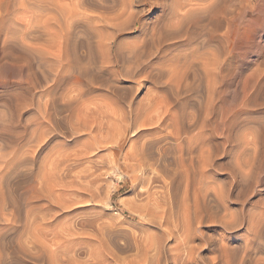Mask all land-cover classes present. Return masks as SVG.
<instances>
[{
	"label": "rangeland",
	"instance_id": "374dc122",
	"mask_svg": "<svg viewBox=\"0 0 264 264\" xmlns=\"http://www.w3.org/2000/svg\"><path fill=\"white\" fill-rule=\"evenodd\" d=\"M123 1L128 0H0V264H37V258L26 252L28 248L34 251L33 244L41 240L53 248L52 260L46 253L43 257L54 264H68L69 261V264H114L123 261L119 258L131 259L136 245H142L155 234V237L159 234L157 239L164 242V247L178 245L183 248L179 251L180 263L186 264L189 254L184 250L188 243L179 241L181 230L170 240L166 229L163 232L162 227L149 220L152 210L147 204V187L156 192L154 196L160 203L165 202V208L172 210V224L178 229L182 227L180 214H184L186 206L192 205L195 196L198 198L200 219L193 236V245L198 249L190 256L196 260H190L189 264H264V137L252 135L251 131L257 125L249 121L258 118L264 123V99L251 102L257 87L264 84V0H156L158 6H152L148 0H133L132 8L139 11L145 24H155L160 30L165 27L170 33L180 35L172 38L171 34L163 32L155 56L157 62L178 54L183 56L193 48L201 56L205 53L202 57H212L214 47L207 46L206 42L211 31L214 44L225 45L230 50V59L226 62L230 68L228 81L214 87L213 105L207 110L205 102L209 89L204 79L190 82L192 85L188 88L191 91L184 85L166 81V78L157 84L146 83L138 91L134 86L136 106L154 105L151 111L153 124L150 125L138 126L139 121L133 126L134 116L128 118L126 105L119 98H115L117 105L126 111L113 114L114 98L105 88L88 95L92 99L89 106L102 112L95 121L93 117L98 113L86 117V111L79 109L77 104L70 110L62 108L66 101L60 93L65 92V87L55 98L61 108L53 109L44 93L47 84L42 75L39 80L43 87L32 93H35L34 102L40 104L43 114L30 104L23 111L20 103L17 105L22 97H15L16 91H24L26 88H23L28 86L17 82L24 67V57L28 52L31 54L28 53L26 58L36 55L35 46L41 53L47 49L43 54L47 59L58 46L62 45L66 51V35L62 38L61 33L68 34L69 11L75 9L78 13L77 33L88 30L92 41L94 34L106 29L102 22L94 25L96 15H112ZM176 2L184 6L177 9ZM213 8H225L226 14L214 16ZM175 10L177 15L173 14ZM186 11L190 12V19L186 18L179 27L177 20ZM212 14L219 21L215 27L209 23ZM192 19L199 20L193 23ZM186 27L188 30L183 32L181 29ZM92 35L94 37L90 38ZM139 37L141 34L136 28L130 30L128 27L120 32L125 44L131 45ZM81 40L82 37L78 39ZM167 63L164 74H169L172 69L182 71V68L170 65L169 60ZM127 87L129 85L119 84V93L128 92ZM24 98L30 102V94ZM182 104H186L183 112L178 109ZM44 111L49 113L48 116ZM121 112L127 113L126 116ZM44 117L52 121L43 120ZM83 122L88 127L82 126ZM161 122L163 132L160 134L165 135L162 144L167 148L165 165L172 175L165 174L164 180L157 175L149 187L147 183L142 184L140 173L131 170L123 158L127 153L140 150L141 143L146 140L138 137L140 130H151ZM126 127L129 132L124 136ZM37 130H48V134L39 138ZM119 130H123V134ZM32 138L35 140L30 141ZM190 146L193 147V159L189 158ZM180 153L185 159L183 167L175 163ZM63 163L68 166L65 173L56 168L62 167ZM84 174L93 177L90 196H81L76 191L78 188H74L79 183L85 184ZM30 186L35 187L38 197L34 196L35 190H30ZM52 187L55 193L49 190ZM56 193L68 207L54 206L51 198ZM48 209L57 211L55 226L45 229L43 223L50 220L45 214ZM65 229L70 230L72 237L66 235ZM66 237L72 241L67 256L62 248Z\"/></svg>",
	"mask_w": 264,
	"mask_h": 264
},
{
	"label": "bare ground",
	"instance_id": "6f19581e",
	"mask_svg": "<svg viewBox=\"0 0 264 264\" xmlns=\"http://www.w3.org/2000/svg\"><path fill=\"white\" fill-rule=\"evenodd\" d=\"M184 1H192V0H184ZM148 2L151 3L152 6H154V5L156 6L158 4L156 0H154V1L148 0ZM132 4H133V0H128L127 2L123 1L121 3L120 7L117 8L116 11L110 16L97 14L96 15L97 20L95 23L93 22L94 25H97L96 24L97 22L98 23L102 22L105 24L106 29L104 32L101 31V32H97L96 34H94L95 39L92 41H91V39H89L90 32H88V30H83L82 34L77 33L76 25H77L78 13L76 12L75 9H73L72 11L68 12V15H69L68 17L70 19L69 23H68L69 24L68 34L69 35L66 33L60 32L62 38L66 35V37H65V39L67 41V43H66L67 49H65L66 51L63 50L62 45H61L62 47L58 46L57 47L58 49L55 48L56 50L53 49L54 51H56V53H54L53 50H52L53 51V53H52L51 50L49 49L48 52L52 53L49 59H47L43 55L44 51L47 49H45L43 51V53H41V52H39L40 50L38 51L39 48L37 46H35L37 48L35 49V47H34V49L33 48L32 49L34 50V53H36V55H32L31 57H29L30 59L26 58V56L31 54V53L28 52L29 54L27 53V55H26V51H25L26 56L25 57L23 56L24 57V65H23L24 67H22V69L20 70V76H19V80L17 82L19 85L23 86L24 84H28V86L23 88V89L26 88L24 91H21V92L16 91V93H15V97L20 96V95H21L20 97H22V98H19L22 101H20L16 98L18 100L17 105H18V103H20L21 110L23 111L27 107V105L30 104L32 106H35V111L42 113V112H40L41 111L40 104L39 103L35 104V102H34L35 93H32V90L41 86L40 80H39L40 79L39 75H42V78L45 80L44 83L46 82L45 84H47L46 88H44L45 92L44 91L43 92L46 93V97L47 96L49 97V102H50L49 107L56 109V107L58 106L61 108V106H59L57 104L58 102L56 103L55 98L59 95V92H60L59 90L63 89L65 87V92L63 90L60 93V96H62V97L64 96V99L66 101V102H64V100H63L64 103L62 104V108L64 109V107H66L65 108L66 110L67 109L70 110L72 108L71 106L76 107V104H77L79 109L81 107L82 109H84L86 111V114H84V116H86V117H90L91 114H93L94 112L98 113L99 114L98 116H95V114H94V116H95V117H93L94 121L96 120L95 118H98L100 115H102V112H101V109H99V108H95V107L92 108L89 106L91 104L90 102H92L91 101L92 99H91V97H88V95H90V93H92L96 89H104L105 88V90L107 89L108 92H110L111 96L114 98V99H112V102L115 104L116 107L114 108L113 114H115V115L119 114L120 115L119 111H121L123 109L122 106H121V108H122L121 109L117 105L118 102L115 98H119V99H122L120 101L121 102L123 101V104L126 105L128 118L131 119V117L134 116L133 121H132L133 126L136 122L138 123L139 121H140V123L138 126L153 124V122H151V120H153V119H151L153 117L151 115V111L153 110L154 105H148V106H146V108L136 106L134 104V95H135L134 92L138 91L139 88L142 87V85H144L146 83L157 84V83H160V80L161 81H162V79L164 80V78H166V81L167 80L171 81V83H174L175 85H184L187 88L192 85V84H190V82H192V81L193 82H195V81L200 82L202 79H204L206 81L207 87L209 89L208 95H207V100L205 102V104H206L205 108L207 110L209 107H211V105H213V101H214L213 97H212V92H213L214 87L216 85H220V84H223L226 81H228V74L230 72V70H229L230 68H229V64L226 62L229 61V59H230V57H229L230 50L228 48H226L225 45L224 46H221L222 44L221 45H219V44L215 45L214 44V41H215L214 34L211 31L207 35L206 42H207V46H212V47H214V50H216L215 52H214V50H212V52H211L212 57L211 56L202 57L203 55H205V53H202L203 55L201 56V54L197 53L196 49L193 48L192 50H190L189 53H184L183 56L178 54V55L171 56L170 58H165V61H163V62L162 61L157 62L155 60V56L159 51L160 40H161V37L163 36V32H167V33L171 34L172 38L178 37L180 35L178 33H170L169 32L170 30L168 28L165 29V27L162 30H160L155 24H152L150 26L145 24L144 20L140 16L139 11H135V9L132 8ZM176 6H177V9H180L184 6V4L181 2H176ZM212 11H213L214 16H216L217 14L219 16H224L226 14L225 8H220V9L213 8V10H211V12ZM189 13H187V11H186L185 14L181 18H179V19L177 18L178 19L177 23H176V21H175V23L179 26L180 24L184 23L186 18H187L186 20H189L190 19ZM83 14H84V12H83ZM173 14L177 15L176 10H175V12H173ZM213 14H212V16H213ZM91 15L94 16V14H91ZM214 16L209 18V23L215 27L218 20H216ZM192 20H194L193 23H195L199 19H192ZM176 24H175V26L177 27ZM99 25H101V24H99ZM191 25L193 26V24H191ZM187 26L189 27L190 25H187ZM128 27L130 28V30L135 29V28L138 29L140 34H141V37H139L138 39H135V42L133 41L134 43L131 45L129 43L125 44L124 41L120 38V32L123 31L124 28L128 29ZM179 27H178V29H179ZM188 27L182 28L181 30H183V32H186L188 30ZM173 29H175V27ZM176 30H177V28H176ZM94 36L92 35V36H90V38L94 37ZM61 37L59 39H61ZM80 37H82V40L78 41V39ZM62 40H64V39H62ZM62 40H61V42H62ZM53 44H51V45H53ZM31 46H33V45H31ZM35 50H37V51H35ZM27 51H31V50H27ZM216 52H217V54H216ZM213 53H215V54H213ZM45 54H46V52H45ZM167 60H169L170 65L175 66V68L176 67H180L178 69L182 68V71L180 70V72H179V70L172 69L169 72V74H164L165 72L163 69H164L165 65H168ZM227 65H228V68H227ZM116 83L118 85H116ZM119 84H127V86L129 85V87H127L128 90L126 89V91H128V92L125 91L126 93L120 94L119 93ZM134 86L136 87V89L133 88ZM41 87H43V85ZM134 89L136 91H134ZM188 90L191 91L190 88H188ZM39 93H41V92H39ZM27 94H30V98H29L30 102H28L27 100H25L26 98H24ZM39 96H41V94H39ZM259 98L264 99V84L257 87L255 94H254L253 98L251 99V102L252 101L255 102ZM58 99L59 98H57V100ZM26 101L28 103H26ZM47 101H48V98H47ZM29 107H31V106H29ZM17 108L20 109L19 106H17ZM185 108H186V104H182V106H180V108H178V109H180L181 112H183V110ZM44 109H45V111H47L46 105H45ZM82 109H81V112H82ZM21 110L19 111V113L22 112ZM45 111H44V113L46 114L47 112H45ZM124 111H126V110L124 109ZM124 111L122 110V112H124ZM208 111H205V112H208ZM78 112H80V111H78ZM127 113H122V115L124 114L126 116ZM48 114H46V115L48 116ZM44 115H41V116L43 117ZM79 115H81V113ZM161 115H163V114H161ZM40 119H42V118H40ZM83 119H84V117H83ZM43 120H47V121L50 120L49 122L52 121L51 118H47V117H44ZM43 120L38 122L39 123L38 127H39V125H41L43 123ZM79 120H81V118ZM84 120H85V123H87L86 119H84ZM92 120H90V121H92ZM124 121H126V120H124ZM249 121L253 122L257 125L256 127H254V130L251 131V132H253L252 135L254 134L255 138L260 137L261 139H263V137H264V123H260L258 118L253 119V120L249 119ZM54 123H56V122L54 121ZM85 123L82 124V126L85 125ZM87 124L85 125V127H88ZM162 125H163V123L161 122V124L159 123L157 126L154 125L156 127H153L151 130H140L138 132V135H139L138 137L146 139L144 142L141 143L140 150L135 152V153L133 152L131 154L130 153L126 154L125 153L126 151L124 152L126 154V156L123 158V159H126L124 161H126L128 163L129 167H131V170H135V171L137 170L140 173V176L142 179V184L147 183L146 186H149L153 182V179H155V177H157V175H159L163 180L165 178V174L172 175L169 172L168 168H166L167 166L165 165V161H166L165 154L167 153V148H165V145L162 144L163 143L162 141L165 139V135L160 134L161 132H163V130H160ZM127 126L129 127V125H127ZM128 127H126L124 132L122 130V132L124 133V136L126 133L129 132V130H127ZM37 131H39V136H38L39 138H40V136L45 135L46 133L48 134V130H37ZM131 131H133V130H131ZM118 132H121V131L119 130ZM47 134H46V136H47ZM131 134H132V132H131ZM94 139H96V138H94ZM252 139H253V137H252ZM34 140H35V138L30 139V141H34ZM137 140H138V138H137ZM37 142H38V140H37ZM259 142H261V141L259 140ZM102 143H103V141H102ZM180 150H182V149L180 148ZM188 153L190 154L189 158L193 159V147L190 146L188 148ZM22 156H24V155H22ZM62 156L65 160L68 159V157L66 155H62ZM190 159H189V161H190ZM6 161H7V159H6ZM8 162H10L9 159H8ZM184 162H185V159L183 158V154L180 153L178 161L175 162L176 166L181 165V167H183V166H185ZM8 165H9V163H8ZM124 165H125V163H124ZM56 168L59 169L60 171L64 172V173L68 170L67 164H64V163L62 164V167L58 168V166H56ZM83 177L87 179L86 182H84L85 184L79 183V184H77V187H74V188H76V189L78 188L76 191L79 192L81 196H82V194H86V195L90 196L92 194V189H93L92 186L94 183L92 181L93 179H91L93 177H92V175L90 176V174H84ZM53 185H55V184H53ZM68 185H70V183ZM68 185H66V186H68ZM48 188H50V186ZM64 188H66V187H64ZM144 188H146V187H144ZM29 189L35 190V187L30 186ZM49 190L50 191L52 190V193H55L53 190V187ZM60 190H62V189H60ZM154 190L157 191V189H154ZM34 193H35L34 196L38 197L36 190ZM154 193H156V192L151 191L150 188L148 189V187H147V191H146L147 204L151 207V210H152L150 212V215H149V217H150L149 220L151 221V223L152 222H154V224L157 223L160 227L164 228V229L161 228V230H164L163 232H165V229H166V232H167L166 234H168V238L170 240H172V237L175 236L177 233H179L180 232L179 230H181L182 233H180V236H182V237H181V239H179V241H181V244L188 243V247H185L187 249H185L184 251H186L189 254L188 255L189 256L188 261H185L186 264H189L190 260L193 259V258H190L191 254L193 255L194 251H195V253H197L196 250L198 249L197 247H195L193 245V238H194L193 236L198 230L197 224L199 223V219H200V214L198 211V198L195 196L192 205L186 206L184 214L183 213L180 214L181 220H182V224H181L182 227L180 229H178L177 225L175 226V224L174 225L172 224V217H171V216H173L172 210L171 209L169 210V208L168 209L165 208V202L163 201L164 203H160V200H158L157 197L154 196L155 195ZM54 197H56V198H54ZM60 198H62V197H60V194H57V195L54 194V196H52V198H51V202L54 204L55 207L65 209L66 207H68V205L65 204L66 202H64V204H62ZM67 198L71 199L70 197H67ZM28 199L26 201H28ZM64 199L66 200V198H64ZM76 199H78V198H76ZM86 200H88V199H86ZM79 201H81V200H79ZM68 202L70 203V200H68ZM73 202H76V201L73 200ZM28 210H30V209H28ZM31 210L33 211V209H31ZM28 212H30V211H28ZM55 212H57V211L55 210ZM55 212H52V209H48L45 214L48 215V218H50V220L45 221V222L40 221V222H44L43 224L46 225L45 229H49V228H52L55 226V216H54V215H56ZM149 217L147 216V218H149ZM43 219H46V218H42L41 220H43ZM170 225H172L173 228L168 227ZM49 226H51V227H49ZM69 229H71V227ZM69 229H65V230L67 232L66 235L70 237L72 235V233L71 232L69 233V231H70ZM80 233H81V231H80ZM81 234H83V233H81ZM155 235L150 236L147 239V241H144V243L142 245H141V243L140 244L136 243L137 245L135 248V252L133 253V255H132L133 257L131 259L124 261L125 258H119V259H122L123 261H121V260L119 261L117 259L119 261V263L117 260H115V262L116 261L117 262L114 264H181L180 263L181 258H180L179 251L182 250L183 248L181 249V247L178 245H175V246H168L167 245L168 248H167V246L164 247V242L161 241L160 239H157V237H159L158 236L159 234L156 237H155ZM39 237H41V236H39ZM90 237H91V235H90ZM66 238H67L65 240L66 244L62 246L64 253L66 251V254H64L65 256L68 255L67 250L72 248L71 239L68 237H66ZM41 241H40L41 244L39 242H36L34 244L32 243L34 251H31V249L26 246V248H28L27 249L28 251L26 250L27 251L26 253L29 254L31 252L30 256H32V257L35 256V258H37L36 262L38 261L39 264H54L51 261L52 257H53V255L51 256V253H52L51 249H53V248L50 249L49 248L50 245L43 244V243H45V241L43 243ZM85 242H88V241H85ZM52 244H54V243H52ZM88 244H90V243H88ZM96 248H97V246H96ZM48 249H50V251H48ZM89 251H90V249H89ZM91 252H92V250H91ZM94 252H95V250H94ZM98 252H99V250H98ZM108 252H110V251H108ZM45 253L47 255H50L51 260L49 259L48 261H45V259L43 257V254L46 255ZM100 254H102V253H100ZM0 257L2 258L1 255H0ZM72 259H73V257L71 258V260ZM68 261H69V257H68ZM81 262H83V261H81ZM69 263H71V262L69 261L68 264ZM74 264H76V263H74Z\"/></svg>",
	"mask_w": 264,
	"mask_h": 264
}]
</instances>
